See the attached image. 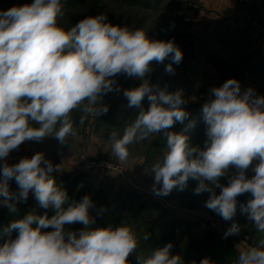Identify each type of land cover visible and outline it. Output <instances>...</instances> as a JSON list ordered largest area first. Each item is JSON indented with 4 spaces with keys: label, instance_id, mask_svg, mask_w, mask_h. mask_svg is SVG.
<instances>
[{
    "label": "clouds",
    "instance_id": "1",
    "mask_svg": "<svg viewBox=\"0 0 264 264\" xmlns=\"http://www.w3.org/2000/svg\"><path fill=\"white\" fill-rule=\"evenodd\" d=\"M63 15L61 0H33L0 11V161H6L25 141L54 135L65 143L67 137L76 136L71 113H82L80 125L90 115L107 113V105H96L102 94L113 90V78L126 74L142 81L123 92L127 106L139 112L122 136L111 132L116 157L126 161L129 145L164 132L167 151L151 167L153 191L167 196L174 188L184 190L189 179L196 180L194 192L210 193L205 206L225 221L236 215L237 197L250 193L253 198L239 205L240 212L264 232V96H255L252 88L242 92L236 79L210 89L214 98L202 107L207 138L203 148L193 146L187 132L196 127L195 120L180 133L165 131L188 120V112L181 107L186 103L182 92H169L167 86L151 85L145 79L153 62L162 63L170 56L165 71L174 74L173 64L182 61L181 50L172 41L152 40L142 30L113 25L104 14L86 17L65 30L57 23ZM145 97L147 110L142 107ZM33 122L39 127H33ZM254 162V175L249 178L246 171ZM233 167L236 174L221 185L220 178ZM53 171H60V165L54 166L41 152L11 166L3 164L0 205L16 213V203L26 201L32 192L39 207L52 208L55 215L29 212L0 230V264H129L138 246L131 228L90 229L95 224L89 213L90 197L85 195L65 208L68 194L56 183ZM12 178L18 193L9 189ZM216 188L221 189L219 195ZM75 223L84 227L78 232L66 228ZM48 228L52 230L43 231ZM13 231L18 232L15 239ZM239 232L234 222L225 236ZM172 247L169 243L147 256L138 254L137 264H185L180 255L170 254ZM261 249L264 239L259 247L242 251L236 264H264ZM200 264L210 261L205 258Z\"/></svg>",
    "mask_w": 264,
    "mask_h": 264
},
{
    "label": "rangeland",
    "instance_id": "2",
    "mask_svg": "<svg viewBox=\"0 0 264 264\" xmlns=\"http://www.w3.org/2000/svg\"><path fill=\"white\" fill-rule=\"evenodd\" d=\"M259 1V0H258ZM33 0H0V11H6L13 6L31 4ZM138 5L131 4L128 0H61L64 15L58 18V26L65 30L70 29L82 19L89 16L104 14L107 22L121 27L126 26L129 30H142L152 40L172 41L182 52V61L173 64L174 74L165 71L171 62V56L164 62H153L145 79L151 85L163 88L167 86L169 92L181 91L186 101L181 107L188 112V120L198 114L202 118V107L210 99V89L220 87L228 80L212 63V59L224 60L234 64L242 52L253 49L256 32L251 23L257 22L264 27L263 22L251 13L259 12V5L251 0H235L233 7L218 13L208 11L204 7V0H149ZM252 11V12H251ZM219 32V37L212 41L207 49H201L199 43L209 40L213 32ZM225 30L224 32H222ZM231 40L227 38L232 37ZM262 39V38H260ZM263 40V39H262ZM256 41V42H257ZM230 45V47H228ZM232 46V47H231ZM262 54L264 51H260ZM115 84L113 90L101 96L102 104L108 106V110L117 109L120 125H109L101 122L99 116L90 115L83 125L79 119L82 113L79 110L71 113L74 122L76 136H69L65 143H61L54 135L42 140L25 141L18 150L10 152L6 161H0V170L6 162L8 165L18 163L22 158H31L35 153L41 152L45 159L52 164L60 165V171L51 174L55 180L58 176L69 174L88 173L92 177L86 189V195L92 197L96 191L101 192L99 201L89 209L91 216L97 220L106 206L119 196H124L128 190L140 194L143 199L130 201L114 211L119 226L130 227L138 241L136 252L132 253L128 260L129 264H137L138 254L147 256L153 250L162 248L171 243V255L183 254L190 248L193 238L203 234L206 230L219 232L223 239L216 246L206 250L205 258L210 264H236L239 254L252 247H259V241L264 239V232H259L247 216L241 214L237 208L236 215L232 220L225 221L218 213L208 209L205 202L210 193L196 194L194 189L198 181L189 179L184 190L174 188L167 196L157 195L153 191L155 183L151 174L154 163L162 160L167 151L166 136L164 132L152 134L147 139L128 146L129 156L126 161H120L112 150L110 134L117 131L123 135L124 129L134 122L139 109L129 108L127 98L123 95L124 90L139 87L142 81L126 74H118L113 78ZM242 92L248 88L254 90V95L264 96V84H252L247 81H239ZM116 89H119L117 91ZM142 107L147 110L149 101L145 97ZM176 122L166 132L180 133L187 123ZM33 127H39L33 122ZM57 124V128H59ZM204 127V128H202ZM207 125L203 119L196 123L194 129L187 133L189 142L193 146L203 148L206 140ZM252 166L246 171L251 178L254 175ZM147 170V171H146ZM236 169L230 168L227 174L220 178L221 185H227L230 176L236 174ZM207 183V182H206ZM162 185H156L157 188ZM9 189L18 193L19 187L12 178L9 181ZM219 195L221 189H215ZM242 195H251L245 193ZM146 200L157 202L164 210L142 208ZM18 211L12 213L3 205H0V224L22 218L29 212L37 215L47 213L51 218L54 209L39 207L38 201L32 192L26 201L16 203ZM237 223L240 232L236 235L225 236V232ZM84 227L81 223L66 225V228L78 232ZM91 229V225L89 226ZM51 228L43 231H51ZM12 239L18 235L16 232ZM150 234V235H149ZM149 235L145 240L144 236ZM264 250V249H261Z\"/></svg>",
    "mask_w": 264,
    "mask_h": 264
},
{
    "label": "trees",
    "instance_id": "3",
    "mask_svg": "<svg viewBox=\"0 0 264 264\" xmlns=\"http://www.w3.org/2000/svg\"><path fill=\"white\" fill-rule=\"evenodd\" d=\"M133 5H138L143 2V0H128ZM148 2L149 0H144ZM213 32L209 40H203L199 43L201 49H207L209 44L219 37V32ZM223 30L222 32H224ZM232 37L227 38L228 41H231V44L234 40L231 38L235 34H231ZM234 44V43H233ZM230 47V45L228 46ZM232 47V46H231ZM212 63L218 68L224 77L227 79H236L237 81H247L252 84H264V53L262 54L260 50H249L242 52L238 60L234 64H230L224 60L212 59ZM117 109L108 110L107 113H102L99 116L101 122H104L109 125H120L118 118ZM201 116L195 114L194 117H191L187 123L191 120H195L198 123L201 120ZM186 123V124H187ZM204 128V127H202ZM188 133V132H187ZM91 175L88 173L81 174H69L65 173L56 178V183L60 185L63 189L67 191L68 200L66 201L64 207L67 208L73 202L79 203L82 198L86 195V189L90 183ZM101 197V192L96 191L92 197H90L93 202V206L99 201ZM253 197L251 195H240L237 197V208L240 210V204H246ZM143 197L133 190H128L125 192L124 196H117L113 202L106 206L103 212L100 214L99 218L95 220V224L91 225V229L103 228L111 226L112 228L120 227L117 219L114 216V211H118L127 200L134 201L140 200ZM142 208H153L155 210H161L162 214L166 215L167 211L163 209L157 202L153 200H146L142 203ZM91 209V208H90ZM55 213V210H54ZM55 215V214H54ZM11 223V218L7 219V223L4 225L0 224V230L5 226ZM16 235L15 231L11 233V236ZM223 239V236L214 230H206L203 234L196 236L192 240L190 248L183 254V259L185 264H200V261L205 259L206 250L216 246Z\"/></svg>",
    "mask_w": 264,
    "mask_h": 264
},
{
    "label": "crops",
    "instance_id": "4",
    "mask_svg": "<svg viewBox=\"0 0 264 264\" xmlns=\"http://www.w3.org/2000/svg\"><path fill=\"white\" fill-rule=\"evenodd\" d=\"M234 1L235 0H204V7L208 11H216L218 13L219 12L222 13L223 11L233 7ZM254 3L259 5V9H258L259 12L258 13H251V17H252V14H254V16L259 18L264 24V0H259V1L258 0H251V9H252ZM256 41L257 40H255V42L253 43V49L264 51V40L259 38V40L257 42Z\"/></svg>",
    "mask_w": 264,
    "mask_h": 264
},
{
    "label": "built area",
    "instance_id": "5",
    "mask_svg": "<svg viewBox=\"0 0 264 264\" xmlns=\"http://www.w3.org/2000/svg\"><path fill=\"white\" fill-rule=\"evenodd\" d=\"M251 27L256 32V36L264 40V27L261 24L254 21L251 23Z\"/></svg>",
    "mask_w": 264,
    "mask_h": 264
}]
</instances>
